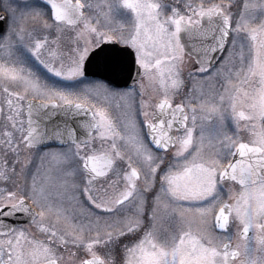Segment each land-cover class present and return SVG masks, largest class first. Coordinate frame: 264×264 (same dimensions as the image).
I'll use <instances>...</instances> for the list:
<instances>
[{"label":"snow or ice","instance_id":"snow-or-ice-1","mask_svg":"<svg viewBox=\"0 0 264 264\" xmlns=\"http://www.w3.org/2000/svg\"><path fill=\"white\" fill-rule=\"evenodd\" d=\"M0 264H264V0H0Z\"/></svg>","mask_w":264,"mask_h":264}]
</instances>
